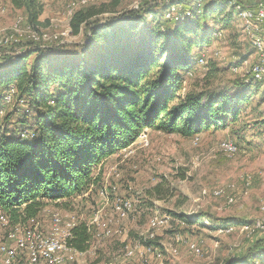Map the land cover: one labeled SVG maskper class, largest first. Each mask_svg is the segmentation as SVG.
Segmentation results:
<instances>
[{
    "label": "rangeland",
    "instance_id": "obj_1",
    "mask_svg": "<svg viewBox=\"0 0 264 264\" xmlns=\"http://www.w3.org/2000/svg\"><path fill=\"white\" fill-rule=\"evenodd\" d=\"M40 1L44 6L42 26L33 29L24 10H15L9 0H0V40L14 36L18 41L0 48L2 68L10 67L3 57L15 60L21 49L25 53L36 49L72 53L86 41L84 30L78 35L72 30L73 14L113 0ZM117 1L120 13L166 7L167 20L184 23L194 15L201 17L209 43L195 48L198 60L182 94L222 95L251 79L249 72L258 55L244 33L243 19L224 0H177L171 19L167 18L171 14L168 0ZM233 3L249 6L242 0ZM207 4L224 12L202 15ZM37 58L38 54H33L30 61ZM212 63L217 75L210 69ZM263 78L262 87L242 110L237 124L204 129L192 137L145 131L129 148L94 170L93 175H100L101 181L88 193L67 202L48 203L35 220L0 225V246L11 245L8 237L14 229L35 230L47 239L52 216L58 214L65 230L87 223L93 234L90 249L67 264H233L248 246L264 237L258 227V223L264 225ZM225 95L233 97L232 92ZM1 107L0 130L16 128L27 108L17 97ZM223 143L232 144L236 153L226 152ZM122 201L134 205L125 219L117 211ZM185 218L202 220L189 223ZM148 241L155 242L149 245L155 252L143 250V242ZM1 260L0 255L3 264ZM13 264H29L27 253L20 252Z\"/></svg>",
    "mask_w": 264,
    "mask_h": 264
},
{
    "label": "trees",
    "instance_id": "obj_2",
    "mask_svg": "<svg viewBox=\"0 0 264 264\" xmlns=\"http://www.w3.org/2000/svg\"><path fill=\"white\" fill-rule=\"evenodd\" d=\"M224 3L234 9L233 0ZM10 4L25 11L33 29L42 26L40 0ZM210 5L202 15L224 12ZM118 6L113 0L73 14L72 30H84L86 41L72 53L21 49L15 60L3 57L10 67L0 65V112L11 90L27 106L16 128L0 130V215L12 224L37 219L48 203L88 193L101 181L94 170L147 130L192 137L237 124L262 87L250 79L222 95L182 94L198 60L195 48L209 43L201 17L181 23L165 19L166 7L120 13ZM210 69L218 74L214 63ZM231 92L233 97L225 95ZM69 237V248L82 254L90 249L87 223L75 225ZM233 264H264V237Z\"/></svg>",
    "mask_w": 264,
    "mask_h": 264
},
{
    "label": "bare ground",
    "instance_id": "obj_3",
    "mask_svg": "<svg viewBox=\"0 0 264 264\" xmlns=\"http://www.w3.org/2000/svg\"><path fill=\"white\" fill-rule=\"evenodd\" d=\"M88 1L89 0H81V3H86ZM176 1L177 0H170V1L168 0V4L170 6L169 10L172 11V12L170 11L171 14L167 15V18H169V19L172 18V15H173L172 13H173L174 8H175L174 7L175 5H173V4ZM232 6L237 11L238 17H241L243 19V21H244V26H243L244 33L247 36V38L249 39V41H250L253 49L256 51L258 57L264 56V49L261 47V45H259L256 40H250V29L249 28H257V21L251 20L249 17L250 6L244 7L242 5H234V3L232 4ZM31 37H32V35H31ZM8 38H9V36H8ZM13 38H14V36H13ZM10 40H6L5 42L0 40V45L7 44V43H9ZM253 68L260 69V79H255V80H258V81L262 80V78L264 77V62H259V58H258V61L253 66ZM14 94H15L14 90H11L8 93V95L5 97V101H4L5 105L10 104L12 102V99L14 98ZM221 147L226 152H228L229 154L230 153H236L235 152L236 148L234 146H232V144L223 143L221 145ZM101 194L103 196L107 195L103 191ZM216 195L218 196V195H220V193L218 192V193H216ZM119 204L120 205L117 208L118 214L121 218L125 219V217H127L128 214L130 215V212L132 211V207L134 205H132V203H130L129 201H122ZM52 217L54 218L52 221L53 227H52V231H51L49 237H47V239L43 238L35 230L28 229V230L21 231L19 229H14L8 237V240L11 243V245L5 244V245L0 246V255L3 258V264H13L15 262V260L18 258V254L20 252L27 253L29 264H42L43 249L45 248V242L56 243V245L50 246V253H47L44 264H67L68 260H73V258L75 256L82 255V253H79L78 251L69 248L66 244V240L70 236L71 229H68V230L64 229L63 225L61 224V218L58 214H54ZM0 225H2V226L10 225L9 219L4 215H0ZM258 227L263 231V234H264V225L259 224ZM246 229H247V227H246ZM29 238H31V239H29ZM26 239H29L27 241V244L24 246H21V243ZM17 246H21L19 248V250H18ZM143 250L151 252V253L155 252L154 248L152 246H144ZM55 253H58V255ZM8 260H10V262H8Z\"/></svg>",
    "mask_w": 264,
    "mask_h": 264
},
{
    "label": "built area",
    "instance_id": "obj_4",
    "mask_svg": "<svg viewBox=\"0 0 264 264\" xmlns=\"http://www.w3.org/2000/svg\"><path fill=\"white\" fill-rule=\"evenodd\" d=\"M242 2H244L245 5L250 6V13H249L250 19L257 21V28H249L250 29V40H256L257 43L261 45V47L264 49V0H242ZM17 42L18 41L11 39L9 43H7V45H0V48L8 47L11 44L17 43ZM258 58H259V62H264V56H260ZM249 75H250L249 78L251 79H260V69L251 68ZM37 222L39 221H36V223ZM73 229H74V224H73ZM29 239L24 240L21 243V246L26 245ZM51 245H56V243L45 242V248L43 249L42 264H44L45 262L47 253H50ZM21 246H17L18 250ZM55 254L58 255V253H55ZM8 262H10V260H8Z\"/></svg>",
    "mask_w": 264,
    "mask_h": 264
},
{
    "label": "crops",
    "instance_id": "obj_5",
    "mask_svg": "<svg viewBox=\"0 0 264 264\" xmlns=\"http://www.w3.org/2000/svg\"><path fill=\"white\" fill-rule=\"evenodd\" d=\"M9 2H10V0H9ZM108 160H109V159H108ZM74 226H75V224H74ZM72 228H73V225H72ZM72 228H71V229H72ZM1 261H3V258H2V260H1Z\"/></svg>",
    "mask_w": 264,
    "mask_h": 264
}]
</instances>
